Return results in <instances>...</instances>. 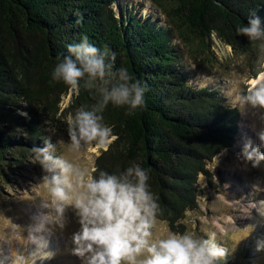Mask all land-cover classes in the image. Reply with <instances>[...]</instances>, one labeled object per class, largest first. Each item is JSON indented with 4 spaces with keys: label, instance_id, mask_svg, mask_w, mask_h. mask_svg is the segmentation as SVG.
I'll return each instance as SVG.
<instances>
[{
    "label": "trees",
    "instance_id": "1",
    "mask_svg": "<svg viewBox=\"0 0 264 264\" xmlns=\"http://www.w3.org/2000/svg\"><path fill=\"white\" fill-rule=\"evenodd\" d=\"M114 2L0 0V167L24 163L31 147L44 146L46 128L69 90L50 73L67 46L87 35L102 51L106 46L117 53L114 71L126 67L147 89L146 106L132 115L106 108L104 122L119 139L95 163L109 172L133 161L150 168L161 220L180 230L186 211L197 207L199 175L208 176L207 163L235 144L240 113L218 89L188 82L174 40L208 48L215 36L245 53L255 42L235 28L253 14L264 28V0H152L162 18L147 12L144 19L129 8L116 14ZM101 86L89 91L81 82L71 106L90 108ZM217 264L242 263L229 256Z\"/></svg>",
    "mask_w": 264,
    "mask_h": 264
},
{
    "label": "clouds",
    "instance_id": "2",
    "mask_svg": "<svg viewBox=\"0 0 264 264\" xmlns=\"http://www.w3.org/2000/svg\"><path fill=\"white\" fill-rule=\"evenodd\" d=\"M140 2V0H136ZM140 15L147 16L152 0H144ZM237 35L247 36L250 42H258L264 50V28L259 17L249 16L246 26L237 25ZM57 57L50 75L51 80L79 94L83 89L92 91L97 85L100 99L90 108H77L64 121L67 125V141L51 142L44 138V146L30 149L29 162L38 164L41 175L35 183V194L29 200L36 211L29 214L28 222L19 224L3 215L7 221L0 225V242L9 245L8 264H36V261L52 259L55 252L49 247L57 236L71 244L70 254L80 264H217L226 261L235 251L225 242H217L216 231L205 233L198 227L199 213L188 210L186 217L191 228L161 230L163 209L149 183L151 169L133 161L130 166L109 172L95 161L107 153L119 139L113 127L104 122L106 108L111 104L125 108L126 115L146 106V86L134 77L126 67L113 70L117 53L110 49L102 51L83 35L79 43L67 46V55ZM202 84L200 87L202 88ZM230 107L243 114L247 111L253 118L250 125L256 143L247 138L239 158L252 168H258L264 160V70L252 74L248 84L232 100ZM25 115V113H20ZM59 148V151H58ZM94 149L93 162H83V152ZM264 193V184L257 178L251 184L250 196ZM233 210L246 207L243 217L253 218L256 224L246 226V236L264 227V198L251 199L246 206L237 199ZM195 213V215H194ZM71 214V215H69ZM77 227L70 233L69 225ZM167 223V221H164ZM219 234L227 237V229L219 227ZM245 236V237H246ZM16 243L32 252L25 256L12 248ZM264 250V235L257 241L256 251Z\"/></svg>",
    "mask_w": 264,
    "mask_h": 264
},
{
    "label": "rangeland",
    "instance_id": "3",
    "mask_svg": "<svg viewBox=\"0 0 264 264\" xmlns=\"http://www.w3.org/2000/svg\"><path fill=\"white\" fill-rule=\"evenodd\" d=\"M113 7L116 14L121 8L141 12L145 3L144 0H140L138 3L136 0H116ZM148 12L154 16H160L155 6H149ZM160 17L162 18V16ZM174 43L181 47L182 64L188 82L196 87L203 84V87L218 89L229 105L243 87L249 83L252 74L264 70V50L257 47L258 42H255L251 50L242 54L234 53L229 45L222 44L215 36L211 37V41L208 40V48L200 46L196 40L189 46L183 45L176 39ZM73 96L74 93L70 89L67 94L62 96L59 102V112L46 128L47 135L55 142L68 139L67 125L64 121L77 109L71 106ZM252 122L253 118L247 111L240 114L235 144L207 163L208 176L199 175V194L197 207L194 210L199 213L198 227L202 232L216 231L218 243L225 242L230 249L235 247L234 253L230 255L234 260L242 264H264V250L256 251L257 241L264 235V227L257 224L256 229L246 236V226L256 224L259 219L258 214L253 209V218L248 219L242 215L247 210L246 207L240 208L239 211L233 210L234 207H239L236 205L237 199L246 206L248 200L264 198V193L257 197H252L249 194L251 184L257 178L264 184V160L260 161L258 168H252L251 162L245 165L244 161L239 158L247 138H252L254 145L256 143L254 132L250 127ZM94 151V149H90L82 153L85 164H92ZM40 175V166L30 163L29 159L19 165L0 167V211L4 216L10 217L19 224L28 222L29 214L36 211L29 198L35 194V183ZM6 223L4 217L0 216V225ZM181 223L183 227H178L180 230L192 226L186 214ZM76 227L77 225L73 221L67 232L70 233ZM167 227V223L161 220V230ZM219 227L227 229V237L219 234ZM66 236L67 233L64 238L57 236L51 240L58 245V248L54 258L46 260L43 264H80V261L70 254L71 244L67 241ZM12 248L22 252L25 256L33 250L32 246L23 248L16 243L12 245ZM9 253V245L6 242H0V256H9Z\"/></svg>",
    "mask_w": 264,
    "mask_h": 264
},
{
    "label": "bare ground",
    "instance_id": "4",
    "mask_svg": "<svg viewBox=\"0 0 264 264\" xmlns=\"http://www.w3.org/2000/svg\"><path fill=\"white\" fill-rule=\"evenodd\" d=\"M49 247H50V249L52 250V251H56V249L58 248V245L57 244H55V242L53 243V242H50V245H49ZM7 255H4V256H0V264H8V260H7ZM46 260H44V261H36V264H43L44 262H45Z\"/></svg>",
    "mask_w": 264,
    "mask_h": 264
},
{
    "label": "built area",
    "instance_id": "5",
    "mask_svg": "<svg viewBox=\"0 0 264 264\" xmlns=\"http://www.w3.org/2000/svg\"><path fill=\"white\" fill-rule=\"evenodd\" d=\"M222 43V42H221ZM223 44V43H222Z\"/></svg>",
    "mask_w": 264,
    "mask_h": 264
}]
</instances>
